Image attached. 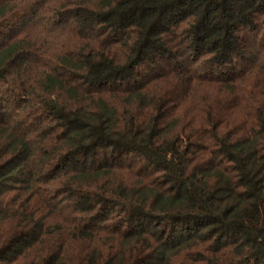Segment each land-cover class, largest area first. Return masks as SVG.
<instances>
[{"label":"trees","instance_id":"trees-1","mask_svg":"<svg viewBox=\"0 0 264 264\" xmlns=\"http://www.w3.org/2000/svg\"><path fill=\"white\" fill-rule=\"evenodd\" d=\"M0 264H264V0H0Z\"/></svg>","mask_w":264,"mask_h":264}]
</instances>
